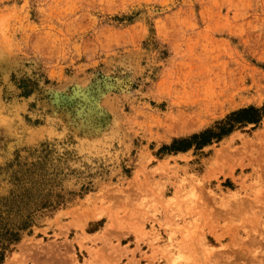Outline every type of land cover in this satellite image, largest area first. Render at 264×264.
Masks as SVG:
<instances>
[{
  "label": "rangeland",
  "instance_id": "374dc122",
  "mask_svg": "<svg viewBox=\"0 0 264 264\" xmlns=\"http://www.w3.org/2000/svg\"><path fill=\"white\" fill-rule=\"evenodd\" d=\"M263 103L264 0H0L1 264H264Z\"/></svg>",
  "mask_w": 264,
  "mask_h": 264
},
{
  "label": "trees",
  "instance_id": "16d2710c",
  "mask_svg": "<svg viewBox=\"0 0 264 264\" xmlns=\"http://www.w3.org/2000/svg\"><path fill=\"white\" fill-rule=\"evenodd\" d=\"M264 117V103L261 107L249 106L232 112L214 127L199 134H195L187 139L175 140L169 148L174 151H186L192 146L198 148L208 145L213 139H221L238 125L248 123H258ZM49 206L47 203L41 208ZM32 213H28L27 218L14 225H0V264L4 261L10 247L21 239V231L32 225Z\"/></svg>",
  "mask_w": 264,
  "mask_h": 264
},
{
  "label": "bare ground",
  "instance_id": "6f19581e",
  "mask_svg": "<svg viewBox=\"0 0 264 264\" xmlns=\"http://www.w3.org/2000/svg\"><path fill=\"white\" fill-rule=\"evenodd\" d=\"M90 211H91V210H90ZM92 215H93V214L91 213V217H92ZM91 217H90V218H91ZM94 217H95V215H94ZM86 218H87V217H86ZM95 218H96V217H95Z\"/></svg>",
  "mask_w": 264,
  "mask_h": 264
}]
</instances>
